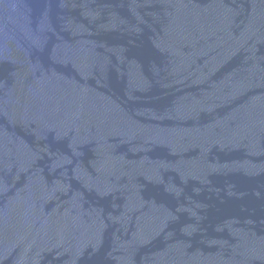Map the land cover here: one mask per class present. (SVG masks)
<instances>
[{
  "label": "water",
  "instance_id": "95a60500",
  "mask_svg": "<svg viewBox=\"0 0 264 264\" xmlns=\"http://www.w3.org/2000/svg\"><path fill=\"white\" fill-rule=\"evenodd\" d=\"M0 264H264V0H0Z\"/></svg>",
  "mask_w": 264,
  "mask_h": 264
}]
</instances>
